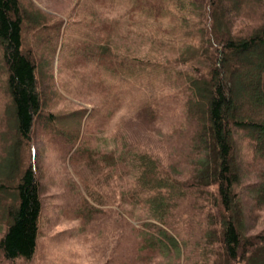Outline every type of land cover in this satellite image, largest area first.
Masks as SVG:
<instances>
[{
	"label": "rangeland",
	"instance_id": "1",
	"mask_svg": "<svg viewBox=\"0 0 264 264\" xmlns=\"http://www.w3.org/2000/svg\"><path fill=\"white\" fill-rule=\"evenodd\" d=\"M20 3L23 48L35 61L42 106L19 162L28 166L33 151L43 209L34 257H19L15 262L0 257V264H214L213 247L205 238L213 226L209 196L214 186L197 187L199 192L191 191L164 211H150L146 193L132 197L139 193L140 168L139 161H130V146L138 152L149 151L161 170H170L184 182L193 180L196 169L210 166L211 161H203L205 152L196 150L195 124L173 95L175 89L162 84L154 90L129 91V96L120 98L105 84L102 66L90 56L94 44H101L98 19L115 18L119 11L111 6L110 13H105L95 0ZM116 42L121 43L118 38ZM132 47L148 45L138 40ZM164 53L165 62L174 56L169 50ZM263 58V52H252L235 61L247 65L244 75L251 79L264 76V64L252 60ZM231 78L240 76L231 73ZM3 81L0 63V152L2 140L15 133L13 128L11 134L7 130L10 112L5 107ZM243 90L242 86L235 90L238 102ZM145 102L154 111L148 116L145 110L138 111ZM244 133L238 134L237 141V163L245 187L240 190L241 212L246 233L255 235L264 230V208L254 202L258 166L245 154L243 139L255 135ZM259 138L263 146L264 134ZM13 142H8L10 158L16 148ZM1 157L0 176H12L13 162ZM170 237L178 247L166 250Z\"/></svg>",
	"mask_w": 264,
	"mask_h": 264
},
{
	"label": "trees",
	"instance_id": "2",
	"mask_svg": "<svg viewBox=\"0 0 264 264\" xmlns=\"http://www.w3.org/2000/svg\"><path fill=\"white\" fill-rule=\"evenodd\" d=\"M95 2L105 13L113 7L119 11L115 18L103 17L96 24L101 44H94L90 57L102 66L104 83L120 98L129 96V91L154 90L162 84L175 89L173 95L195 124L194 146L205 152L203 161H211L210 166L196 169L193 180L184 182L170 170H161L149 151L138 152L130 146V161H139L136 165L140 168L136 179L139 193L135 191L132 197L146 193L150 211H164L191 191L199 192L197 187L214 186L209 196L213 226L209 235L205 234L207 245L214 250V264H264V230L248 235L244 228L240 197L244 173L237 163L238 134L250 132L255 137L243 138L245 154L258 166L254 202L264 208V145H259V134H264V76L245 78L247 65L235 61V57L252 52L264 53V0ZM23 25L20 0H0V63L5 107L10 112L6 123L9 133L15 130L9 138L16 145L10 158V139L2 140L1 159L5 156L13 162L10 169L14 173L0 176V257L11 262L34 257L43 209L33 151L28 166L19 162L42 106L35 61L23 48ZM138 40L148 47L133 48ZM166 50L174 56L165 62ZM252 60L264 64V58ZM231 73L240 78H231ZM239 86L245 93L238 102L235 90ZM149 104L145 102L138 111L145 110L146 116L154 113L147 109ZM168 242L166 250L178 247L173 237Z\"/></svg>",
	"mask_w": 264,
	"mask_h": 264
}]
</instances>
